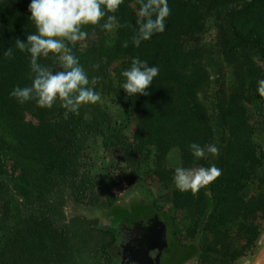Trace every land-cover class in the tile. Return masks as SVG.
<instances>
[{
  "label": "rangeland",
  "instance_id": "374dc122",
  "mask_svg": "<svg viewBox=\"0 0 264 264\" xmlns=\"http://www.w3.org/2000/svg\"><path fill=\"white\" fill-rule=\"evenodd\" d=\"M189 1L199 5L203 18L201 32L192 36L189 44L202 46L214 59L210 67L212 82L201 96L208 107L214 133L212 144L218 147V156L206 154L204 158L186 161L181 145L172 146L161 155L155 145L143 143L141 122L146 96L129 97L122 88L126 82L122 72L131 67L139 47H122L120 27L103 29L107 16L98 25L83 26L88 35L73 47L77 52L94 45L96 92L101 97L97 105L102 112L95 118L101 126L78 138V145L70 146V154L62 151L53 157L58 172L64 176L63 189L54 200L53 209L42 219L69 233L78 264H121L117 246L136 242L137 237L145 235L137 227L138 220L147 213L145 209L150 207L143 203L142 191L154 201L157 210L170 213L178 242L187 247L185 254L192 253L202 263L204 226L213 220L206 207L214 198L222 202L232 199L233 184L227 175L234 170L235 162L229 163L230 170L225 175L221 171L218 178L195 195L179 191L173 177L177 167L196 169L214 164L221 170L222 156L227 152L228 157L237 152L245 161L260 158L261 163L246 185L245 203L233 199L229 208L234 223L228 238L229 253L237 255L226 264H250L264 248V188L259 184L264 172V100L260 102L257 96L259 82L264 80V0ZM139 7L138 0H123L117 12L108 15H115L120 23L123 11L137 13ZM232 23L256 39L234 45ZM86 117L91 119L92 115L88 112ZM36 127L37 120L28 114L19 133H31ZM62 135L54 139L59 148L68 141L63 139L67 133ZM32 180L44 188L41 168H34ZM248 200L255 202V213L249 218L252 205ZM3 202L0 195V248L10 235L6 231L8 221L3 219ZM243 221L249 222L248 228L242 225ZM169 254V264H175V249Z\"/></svg>",
  "mask_w": 264,
  "mask_h": 264
},
{
  "label": "trees",
  "instance_id": "16d2710c",
  "mask_svg": "<svg viewBox=\"0 0 264 264\" xmlns=\"http://www.w3.org/2000/svg\"><path fill=\"white\" fill-rule=\"evenodd\" d=\"M30 2H0V195L4 197L6 231L10 232L7 243L0 248V264H78L69 233L45 222L42 216L53 209L54 200L63 189L64 176L58 172L53 157L62 151L70 154V146L78 145V138L99 129L101 121L95 116H102V112L97 103L86 104L80 107L78 115L69 114L65 119V110L59 101L52 108H39L35 100L20 104L10 95L16 86H30L34 75L29 66L30 54L15 47L17 38L26 41L28 34L36 33L28 9ZM167 2L170 15L165 20V30L142 41L134 53V57L159 68V74L147 89L149 94L145 95L142 141L155 145L161 155L172 146L181 145L183 157L189 161L194 157L189 147L191 143L204 147L212 144L214 138L207 116L208 107L201 96L212 82L210 67L214 59L202 46L189 44L191 37L203 28L199 5L189 0ZM119 18L120 24L126 25L120 27V42L128 41V47H135L131 38L136 34L137 13L123 11ZM231 26L234 45L256 39L254 34L243 33L236 23ZM93 46L77 52L72 49L90 80L98 79ZM9 47L13 50L12 58L4 55ZM54 62L51 54L49 58L39 60L42 65H53ZM97 85L98 80L95 91ZM257 96L260 102L264 100L259 92ZM88 112L91 119L86 117ZM28 114L37 120V127L31 133H19ZM63 133H67L63 139L68 141L59 148L54 139ZM231 161L235 162V168L227 176L233 184L232 199L222 202L214 198L206 207L213 220L204 226L206 233L200 245L202 263L226 264L229 258L237 255L229 253L228 238L234 224L229 208L233 199L245 203L246 185L256 174L261 160L245 161L237 152L232 157H228V152L224 153L221 165L224 175L230 170ZM35 167L43 170L44 188L40 182L32 180ZM48 182L49 186L46 185ZM259 184L264 188V172ZM142 200L146 206L156 207L143 191ZM249 202L252 210L247 218L255 213V202ZM242 225L248 228L249 222L243 221Z\"/></svg>",
  "mask_w": 264,
  "mask_h": 264
},
{
  "label": "clouds",
  "instance_id": "9594fccd",
  "mask_svg": "<svg viewBox=\"0 0 264 264\" xmlns=\"http://www.w3.org/2000/svg\"><path fill=\"white\" fill-rule=\"evenodd\" d=\"M139 9L135 20L136 34L131 43L139 47L142 41L151 39L154 34L165 30V20L170 15L167 0H138ZM123 0H31L28 9L30 19L36 27L35 34H28L26 41L16 39L15 47L30 54L29 66L32 74L30 86H16L10 95L18 103L35 100L39 108H52L57 101L65 111L64 118L69 114L78 115L82 105L95 104L101 97L95 91L97 78L89 79L86 71L73 53L77 42L87 37L82 30L86 25H98L107 16L103 29L111 31L114 28L124 27L115 15ZM128 41L122 43L127 48ZM54 56L53 65H42L40 58ZM4 55L13 57L12 47ZM159 74L157 66H150L145 60L134 57L131 67L122 72L126 82L122 85L127 96L136 94L148 95L147 89L153 79ZM259 94L264 96V80L259 82ZM194 157L204 158L206 154L213 157L219 155V149L214 144L204 147L197 143L189 145ZM221 174V170L214 164L210 167L188 169L177 167L174 174V183L181 192L191 191L195 195L201 188L206 187ZM155 251L149 253L155 257Z\"/></svg>",
  "mask_w": 264,
  "mask_h": 264
},
{
  "label": "crops",
  "instance_id": "0c3cea01",
  "mask_svg": "<svg viewBox=\"0 0 264 264\" xmlns=\"http://www.w3.org/2000/svg\"><path fill=\"white\" fill-rule=\"evenodd\" d=\"M145 210L146 215L137 222V227L145 235L137 237L136 242H123L117 246L121 253L118 257L122 258L121 264H169L172 248L176 254L175 264H202L194 259L192 253L185 254L187 247L178 242L174 233L177 229L172 225V217L167 210H157L155 207ZM152 251H155V257L149 255Z\"/></svg>",
  "mask_w": 264,
  "mask_h": 264
},
{
  "label": "bare ground",
  "instance_id": "6f19581e",
  "mask_svg": "<svg viewBox=\"0 0 264 264\" xmlns=\"http://www.w3.org/2000/svg\"><path fill=\"white\" fill-rule=\"evenodd\" d=\"M250 264H264V248L261 252L252 260Z\"/></svg>",
  "mask_w": 264,
  "mask_h": 264
}]
</instances>
